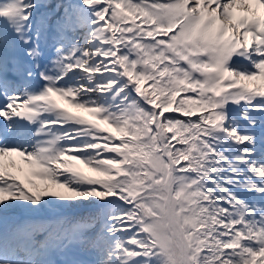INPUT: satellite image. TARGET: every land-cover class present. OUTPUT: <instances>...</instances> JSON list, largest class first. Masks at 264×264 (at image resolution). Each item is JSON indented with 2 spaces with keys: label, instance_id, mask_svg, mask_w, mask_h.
Wrapping results in <instances>:
<instances>
[{
  "label": "snow or ice",
  "instance_id": "6c2138e0",
  "mask_svg": "<svg viewBox=\"0 0 264 264\" xmlns=\"http://www.w3.org/2000/svg\"><path fill=\"white\" fill-rule=\"evenodd\" d=\"M0 264H264V0H0Z\"/></svg>",
  "mask_w": 264,
  "mask_h": 264
}]
</instances>
